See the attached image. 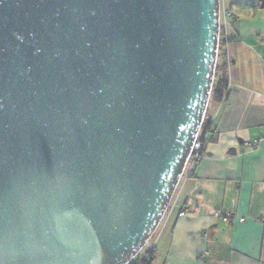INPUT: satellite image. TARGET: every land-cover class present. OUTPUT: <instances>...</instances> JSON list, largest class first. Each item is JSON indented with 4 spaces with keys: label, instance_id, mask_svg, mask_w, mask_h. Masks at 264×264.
<instances>
[{
    "label": "water",
    "instance_id": "1",
    "mask_svg": "<svg viewBox=\"0 0 264 264\" xmlns=\"http://www.w3.org/2000/svg\"><path fill=\"white\" fill-rule=\"evenodd\" d=\"M219 5L0 0V264L143 248L208 108Z\"/></svg>",
    "mask_w": 264,
    "mask_h": 264
},
{
    "label": "crops",
    "instance_id": "2",
    "mask_svg": "<svg viewBox=\"0 0 264 264\" xmlns=\"http://www.w3.org/2000/svg\"><path fill=\"white\" fill-rule=\"evenodd\" d=\"M221 4L235 16L221 42L229 95L209 106L202 159L175 190L151 264H264V0Z\"/></svg>",
    "mask_w": 264,
    "mask_h": 264
},
{
    "label": "built area",
    "instance_id": "3",
    "mask_svg": "<svg viewBox=\"0 0 264 264\" xmlns=\"http://www.w3.org/2000/svg\"><path fill=\"white\" fill-rule=\"evenodd\" d=\"M219 34H218V49H217V60L218 55L221 54V49H219V45L223 40H226V28L229 26V24L233 21H235V16L231 14L228 10L223 8L221 4V0H219ZM217 63V61H216ZM212 92V91H211ZM207 119L206 114L204 116L203 121ZM208 134L203 135L201 133V127L199 129V132L197 133L195 140L192 144V148L190 151V154L188 156V159L186 161V164L183 169L184 175H189L193 168L196 166V164L202 159L203 156V150L205 143L207 142ZM175 194V192H174ZM173 194V196H174ZM172 196V198H173ZM172 201V199H171ZM171 203V202H170ZM170 206V204H169ZM168 206V208H169ZM167 208V211H168ZM166 211V212H167ZM165 212V214H166ZM187 213V210L181 209V211L178 213V217H182ZM157 230V229H156ZM156 231L154 232V234ZM154 234L152 237L146 242V244L143 246V248L133 257V259L128 264H151L150 261V252L154 250ZM203 257L200 256V259Z\"/></svg>",
    "mask_w": 264,
    "mask_h": 264
},
{
    "label": "trees",
    "instance_id": "4",
    "mask_svg": "<svg viewBox=\"0 0 264 264\" xmlns=\"http://www.w3.org/2000/svg\"><path fill=\"white\" fill-rule=\"evenodd\" d=\"M219 49H221V43L219 45ZM222 54L218 55V60L215 66V74H214V81L212 85V92L210 95V100L208 104V108L206 111V117L202 122L201 125V133L203 135L209 134L211 132V119L209 117V106L212 103H225L227 101L229 95V88H228V75H227V64L223 62L221 59ZM155 250L150 252V261L152 262L154 259Z\"/></svg>",
    "mask_w": 264,
    "mask_h": 264
}]
</instances>
